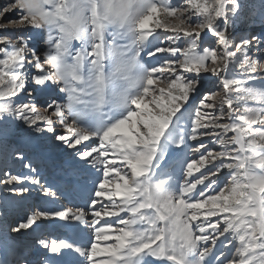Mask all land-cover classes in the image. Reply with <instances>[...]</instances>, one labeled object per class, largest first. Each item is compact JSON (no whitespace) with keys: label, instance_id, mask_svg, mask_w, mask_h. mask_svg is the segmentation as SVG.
<instances>
[{"label":"snow or ice","instance_id":"obj_1","mask_svg":"<svg viewBox=\"0 0 264 264\" xmlns=\"http://www.w3.org/2000/svg\"><path fill=\"white\" fill-rule=\"evenodd\" d=\"M253 23L244 0L0 4V192L46 198L0 232V264H264ZM34 158L82 203L59 204Z\"/></svg>","mask_w":264,"mask_h":264},{"label":"rangeland","instance_id":"obj_2","mask_svg":"<svg viewBox=\"0 0 264 264\" xmlns=\"http://www.w3.org/2000/svg\"><path fill=\"white\" fill-rule=\"evenodd\" d=\"M6 3V0H0V4ZM246 5V12L254 17V23L246 25L250 30H253L259 33L261 30H264V23L261 22L260 18V0H244ZM39 47L44 48V39L38 36ZM255 58V57H254ZM29 161H24V164ZM5 163L2 153H0V175L3 174V165ZM31 163L34 167H38L43 180L46 185H52L53 190H56L57 185L61 186L63 189V194L60 197L59 204L74 206L82 203L81 195L82 190L79 186L71 187L67 185L62 179L61 175L55 171L46 159L34 158ZM18 159L15 157H8L6 160L7 170L12 174L17 173H28V169L24 167ZM91 185H89V189ZM75 200L76 203H70V201ZM33 204H46V198L42 197V193L33 189L29 194H26L24 197H8L6 193L0 192V214L5 212L7 209V215H0V232H3L6 229L8 224H12L17 218L24 215L28 210V207ZM50 206V205H46ZM45 237L51 236V238H56L60 235L56 226H50L44 231ZM0 259H7L9 262L13 259L11 255H7L3 249L0 247Z\"/></svg>","mask_w":264,"mask_h":264},{"label":"bare ground","instance_id":"obj_3","mask_svg":"<svg viewBox=\"0 0 264 264\" xmlns=\"http://www.w3.org/2000/svg\"><path fill=\"white\" fill-rule=\"evenodd\" d=\"M64 194H65V193H64ZM64 194H63V195H64ZM70 203H76V202H75V200H73V201H70Z\"/></svg>","mask_w":264,"mask_h":264}]
</instances>
